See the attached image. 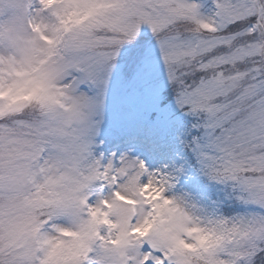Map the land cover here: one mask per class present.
I'll return each mask as SVG.
<instances>
[{"label": "snow or ice", "instance_id": "snow-or-ice-1", "mask_svg": "<svg viewBox=\"0 0 264 264\" xmlns=\"http://www.w3.org/2000/svg\"><path fill=\"white\" fill-rule=\"evenodd\" d=\"M0 264H264V0H0Z\"/></svg>", "mask_w": 264, "mask_h": 264}]
</instances>
